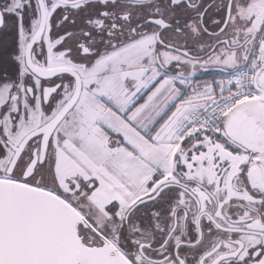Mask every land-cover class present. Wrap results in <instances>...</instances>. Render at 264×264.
<instances>
[{"label":"snow or ice","instance_id":"1","mask_svg":"<svg viewBox=\"0 0 264 264\" xmlns=\"http://www.w3.org/2000/svg\"><path fill=\"white\" fill-rule=\"evenodd\" d=\"M0 264H264V0H0Z\"/></svg>","mask_w":264,"mask_h":264},{"label":"flooded vegetation","instance_id":"2","mask_svg":"<svg viewBox=\"0 0 264 264\" xmlns=\"http://www.w3.org/2000/svg\"><path fill=\"white\" fill-rule=\"evenodd\" d=\"M207 77H209V76L206 75L204 78H207ZM209 78H210V77H209Z\"/></svg>","mask_w":264,"mask_h":264},{"label":"crops","instance_id":"3","mask_svg":"<svg viewBox=\"0 0 264 264\" xmlns=\"http://www.w3.org/2000/svg\"><path fill=\"white\" fill-rule=\"evenodd\" d=\"M207 78H209V77H207Z\"/></svg>","mask_w":264,"mask_h":264}]
</instances>
